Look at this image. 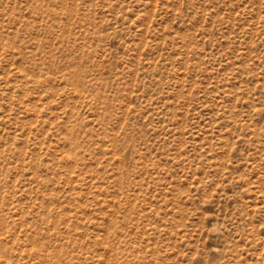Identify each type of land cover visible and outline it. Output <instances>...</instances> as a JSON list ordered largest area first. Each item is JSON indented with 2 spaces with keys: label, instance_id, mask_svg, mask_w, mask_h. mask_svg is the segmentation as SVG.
Here are the masks:
<instances>
[{
  "label": "rangeland",
  "instance_id": "374dc122",
  "mask_svg": "<svg viewBox=\"0 0 264 264\" xmlns=\"http://www.w3.org/2000/svg\"><path fill=\"white\" fill-rule=\"evenodd\" d=\"M0 264H264V0H0Z\"/></svg>",
  "mask_w": 264,
  "mask_h": 264
}]
</instances>
